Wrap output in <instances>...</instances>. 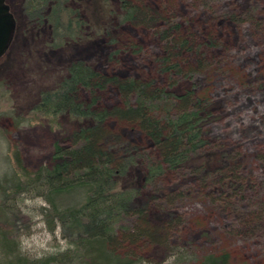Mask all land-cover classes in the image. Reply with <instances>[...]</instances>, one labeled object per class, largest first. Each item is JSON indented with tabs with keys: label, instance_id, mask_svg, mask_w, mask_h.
I'll use <instances>...</instances> for the list:
<instances>
[{
	"label": "rangeland",
	"instance_id": "1",
	"mask_svg": "<svg viewBox=\"0 0 264 264\" xmlns=\"http://www.w3.org/2000/svg\"><path fill=\"white\" fill-rule=\"evenodd\" d=\"M133 1L169 15L156 28L179 24L173 34L189 43L177 56V70H160L166 39L154 26L123 25L115 32L118 42L100 35L59 42L48 24L26 17L23 0H6L16 25L0 57V228L28 257L65 246L60 228L51 232L45 222L44 199L13 193L15 176L26 179L18 172L14 152L33 172L50 163L55 142H71L74 122L36 110L33 102L38 90L62 75L70 61L82 59L119 77H155L157 85L176 93L209 89L211 114L204 128L210 150L219 158L226 154L229 174L222 180L219 174L202 180L198 167L187 164L164 175L162 182L147 185L157 195L167 192L163 206L173 226L169 246L196 255L226 248L232 252L231 264H264V0ZM72 5L83 8V1ZM210 33L218 38L214 45L206 42ZM80 95L86 99L91 93L81 90ZM94 95L100 106L119 102L114 86ZM125 134L130 141L148 143L133 130ZM3 187L8 196L3 197ZM72 196L57 200L64 205ZM172 253V248H150L144 255L152 262L192 264L173 263Z\"/></svg>",
	"mask_w": 264,
	"mask_h": 264
},
{
	"label": "trees",
	"instance_id": "2",
	"mask_svg": "<svg viewBox=\"0 0 264 264\" xmlns=\"http://www.w3.org/2000/svg\"><path fill=\"white\" fill-rule=\"evenodd\" d=\"M75 1H83V8L74 7ZM22 3L26 17L38 25L48 24L59 42L90 35L118 42L115 32L123 25L155 27L159 19H170L169 15L143 8L133 0ZM178 27L175 23L154 28L166 39L159 58L162 71L177 70V56L188 46L187 38L173 34ZM217 39L210 33L206 42L214 45ZM108 86L116 88L119 102L112 107L100 106L94 92ZM81 90L91 95L83 99ZM207 92L209 89L203 93L199 88L176 93L157 85L155 77H119L82 59L70 61L62 75L38 90L33 108L62 114L73 121L71 142H55L50 163L33 172L22 164L19 152H14L18 172L26 179L15 176L13 193L25 191L44 199L45 222L51 232L60 228L65 246L39 257H28L0 228V264H166L148 260L144 253L150 248H172L173 263L231 264L232 252L226 248L196 255L169 246L173 226L163 206L167 192L157 195L147 185L162 182L164 175L187 164L198 167L202 180L216 174L222 180L229 174L226 154L219 158L210 150L204 128L205 119L211 114ZM126 130L135 131L141 141L148 143L130 141ZM3 190V197L8 196L7 189ZM68 193L74 197L62 205L57 198Z\"/></svg>",
	"mask_w": 264,
	"mask_h": 264
},
{
	"label": "water",
	"instance_id": "3",
	"mask_svg": "<svg viewBox=\"0 0 264 264\" xmlns=\"http://www.w3.org/2000/svg\"><path fill=\"white\" fill-rule=\"evenodd\" d=\"M15 17L6 0H0V57L6 52L15 29Z\"/></svg>",
	"mask_w": 264,
	"mask_h": 264
}]
</instances>
